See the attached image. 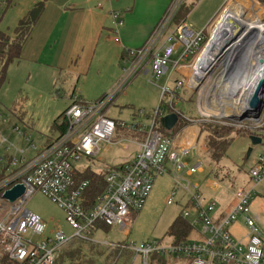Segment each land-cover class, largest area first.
Returning a JSON list of instances; mask_svg holds the SVG:
<instances>
[{"label": "built area", "instance_id": "2783aa9c", "mask_svg": "<svg viewBox=\"0 0 264 264\" xmlns=\"http://www.w3.org/2000/svg\"><path fill=\"white\" fill-rule=\"evenodd\" d=\"M103 1L106 0H99L100 3ZM237 1L240 0H227L223 4L212 22L209 35L205 37L204 31L190 30L184 21L175 23L177 11L184 0H171L144 44L124 52L122 79L109 94L89 104L73 95L63 113L62 121L66 128L60 135L38 150L30 144L29 148L33 152L36 150L30 158L24 156L25 149L17 148L12 143L8 145L5 138L1 139L0 146L7 145L0 155V261L6 258L15 264H53L57 252L72 238L93 243V236L100 230V225L126 230L144 205L153 180L157 176L169 175L175 186L171 196L180 190L188 197L187 205L180 210L181 219L191 227L188 239L183 243L170 242L169 246L158 241L138 244L132 241L115 244L104 242V246L117 249V256L128 251L133 257H140L145 264L154 255L160 264H168L166 260L171 257L173 264H264L262 239L255 227V220L249 215L253 191L228 186L226 194L230 195L231 204L227 211H219L218 202L203 196L198 184L184 181L185 174L202 171L200 164L188 167L183 161L185 155L192 153L195 142L193 125L213 121L229 125L235 131L251 130V127L254 131H262L264 112L255 120L247 118L234 121L223 115L213 116L225 118L220 121L209 119L200 107V116L195 120L174 109L181 93H194L199 85L204 81L206 83L209 75H216L214 67L220 72L216 63L210 67L203 56L213 34L223 28L225 12ZM242 1L249 3L250 8L244 10L245 15L239 24L244 40L233 54L235 66L244 61L245 51L255 46L256 29L245 28L246 22L253 19L255 25L264 27V3L261 0ZM12 2L0 0V7ZM109 15L116 27L121 25L117 13L110 12ZM221 59L222 56L217 61ZM135 76L148 77L149 81L165 77L163 85L158 86L161 95L158 108L146 122L138 119L141 113L131 122L113 120L106 114L109 106L119 90ZM216 78L218 81L219 76L216 75ZM215 87H211L212 97L221 93ZM204 96H208L207 93ZM164 99L168 104L162 110L160 104ZM169 113L176 114L177 121L180 118L190 124L182 128L184 132L181 135V129L175 134L180 137L169 136L179 121L169 131L158 129L157 120ZM247 124L252 126L248 127ZM15 130L18 136L24 137L18 128ZM120 130L133 133L134 139L116 140ZM122 139L137 145L136 155L119 165L96 171L104 173L105 187L90 204V184L87 180H81L79 174L93 170L90 161L105 155L113 145H120ZM25 141L30 143L28 138ZM11 150L13 154L8 153ZM247 174L253 183L264 177V156L257 158ZM16 185L23 186L24 191L15 201L9 202L4 193ZM212 188L225 190L222 182L214 178ZM37 192L63 211L67 225L73 230L72 237L59 229L45 235L40 217L26 209L27 200ZM167 203L171 204L172 199L168 198ZM189 218L192 220L189 221ZM240 218L247 229L244 240L236 239L230 232Z\"/></svg>", "mask_w": 264, "mask_h": 264}, {"label": "rangeland", "instance_id": "374dc122", "mask_svg": "<svg viewBox=\"0 0 264 264\" xmlns=\"http://www.w3.org/2000/svg\"><path fill=\"white\" fill-rule=\"evenodd\" d=\"M57 0H52L55 4ZM113 2L115 0H112ZM227 0H185L183 4L189 7V11L186 14L185 24L190 30L204 31L205 37L209 35L212 22L217 17L223 4ZM46 2V0H45ZM98 0L96 4L98 5ZM115 3V2H114ZM117 3V2H116ZM115 3V4H116ZM193 3V4H191ZM45 5V3H44ZM46 6V5H45ZM117 6V5H116ZM17 8L7 9L0 17V30L11 34L14 27L13 19L14 15L10 17L11 11ZM116 11V9H110ZM2 13V6L0 8V15ZM108 45H106L107 47ZM21 56L18 61H13L8 65L5 74V80L0 85V141L5 138L8 142L14 144L15 147L25 149L26 158H30L33 150L29 148L30 144H33L37 150L45 147L53 138L57 132L52 129L51 122L60 113L65 111L69 104V96L74 94L78 96L84 103L89 104L96 100L101 99L104 95L109 94L122 79V68L125 65L117 56H114L110 50H104L98 47L95 55H88L83 60H77V67L70 72L65 71L60 76H55L45 66L38 65L31 56L21 49ZM258 52V50H257ZM107 53V54H106ZM261 57H264V52L258 53ZM213 71L217 76L218 68H213ZM58 73L55 72V74ZM68 74V75H67ZM216 75H209L206 83L199 85L194 93L185 91L181 93V96L174 104V109L181 111L187 117L192 120L198 119V107L209 117V119H215L224 121L225 118L213 117L216 112L212 109L215 105L233 104L232 101L237 96L235 93L233 97L227 95V93L217 94L212 97V88L217 82ZM165 77L160 79H153L149 81L148 77L135 76L132 81L126 83L121 90H119L117 96L114 98L111 106L107 111V116L113 120H123L125 122H131L133 118L139 113V120L146 122L147 118H150L154 110H156L160 101V92L158 86L163 85ZM204 93L201 96V93ZM210 92V93H209ZM207 93L208 96H204ZM225 97V100L223 98ZM19 103L20 107L18 114L11 111L14 103ZM168 104L164 99L160 104L162 110L166 109ZM233 106L226 105V113L223 117L227 119H236L237 115L234 113ZM230 116V117H229ZM233 116V117H232ZM202 124H216L213 121L198 123L192 126L193 135L195 136V142L193 145L195 154L189 153L183 157V161L186 162L188 167H193L196 163H199L202 167V171H197L192 174H185L184 181L190 182L194 185L200 186V192L208 194L210 198H216V200H224L226 198V189L231 187H242L245 185L242 181L243 176H247L248 170L254 166V162L257 161L259 156H264V139H261V143L256 146L251 145L249 137L246 135L236 136L237 134L232 132L231 137L236 136L231 140L230 145L227 148L226 156L221 160L219 165L221 167L213 166L212 163L206 158L205 146V133H201L198 136L199 127ZM190 124L181 122L180 126L174 131L169 133V136L180 137L184 132L183 127H188ZM221 125V124H218ZM248 125V124H247ZM251 125V124H250ZM248 125V127H251ZM15 128H18L24 137L18 136ZM181 129V130H180ZM180 135H176L180 131ZM249 130V129H244ZM253 130V127H251ZM123 131V130H120ZM119 131V132H120ZM254 131V130H253ZM118 132V133H119ZM197 135V136H196ZM28 138L30 143L25 141ZM116 140H121L117 138ZM176 142V141H175ZM174 142V143H175ZM1 144V142H0ZM6 144L0 146V155L3 154V150ZM137 146L128 143L126 140L120 142V145H113L107 152V156L102 155L95 160H91L90 168L95 171H101L102 168L108 166L112 167L132 159L135 154ZM250 150V151H249ZM8 153L13 154V150ZM249 153V154H248ZM212 167L215 168V173L220 177L232 176L235 178L228 179L229 182H223L225 190H220L216 194H210L208 191L210 183L213 178L209 176ZM237 177V179H236ZM231 182V183H230ZM261 182V183H260ZM244 183V184H243ZM257 185L255 189L256 196L254 200L262 205L264 209V177L254 184ZM253 184V183H252ZM251 184V185H252ZM242 185V186H241ZM175 190L174 183L171 181L169 175L157 176L153 180L152 188L142 208L138 211V214L134 217L131 225L122 230L119 227H111L107 232L97 231L91 245L98 246L99 248H108L103 246L106 243H122L123 241H132L133 243L140 242H161L164 246H169L170 237L168 235L169 226L179 216L180 210L183 207L187 195L183 191H175V194L171 196V193ZM168 198L172 199V203L168 204ZM253 200V201H254ZM251 204V203H250ZM26 209L39 216L44 224L45 235L54 233L57 229L64 232L68 237L73 236V230L67 225L65 221V215L52 201L47 197H44L41 193L37 192L31 195L27 200ZM252 209V204H251ZM250 210V217L253 218L255 210L252 209V215ZM262 222L264 224V213ZM192 219L189 218V221ZM257 232L262 237V253L264 254V225L255 223ZM239 227L233 228V232L237 237H242L246 233L245 227L241 224V220L238 219L237 224ZM130 231L129 234H126ZM29 237V234H27ZM80 239L72 238L71 242H78ZM98 243H101L98 244ZM86 249L88 247L86 246ZM127 253V257L125 254ZM113 257L109 260L108 264H145L139 257H131L130 252L124 251L121 255ZM94 264H104L101 259L95 258ZM167 263L173 264V258L166 260ZM147 264H160L157 258L150 257Z\"/></svg>", "mask_w": 264, "mask_h": 264}, {"label": "crops", "instance_id": "0c3cea01", "mask_svg": "<svg viewBox=\"0 0 264 264\" xmlns=\"http://www.w3.org/2000/svg\"><path fill=\"white\" fill-rule=\"evenodd\" d=\"M36 1L38 0H13L10 8L17 9L11 11L10 17L13 15L15 16L13 19L14 23L19 18H21ZM96 2L97 0H57L55 4H53L52 0H46V6L43 13L41 14V17L39 18V21L33 27L30 38L26 40L22 47V50L26 52V56L29 55L31 56L30 58L33 57V60L38 65H43L46 68H50L54 74V77H61L63 72H70V70L73 69L75 70L77 67V60H81V58L83 60L88 55H95L98 47L102 48V52L104 50L109 52L110 50L114 56H117V58L123 61L122 57L126 50L138 48L144 44V42L147 40V37L151 34L153 28L162 18V14L171 3V0H115L114 2H117L116 4L112 0H106L101 3L98 0V5ZM182 5H184V7H188L185 4ZM113 8L116 9V11L110 10ZM110 12L117 13L118 20L122 22L121 25L117 27L115 26V21L109 15ZM183 21L185 22V19ZM106 45L108 46L106 47ZM77 68L80 69V66ZM57 71L58 73L55 74ZM73 95L74 94H71L69 96V103ZM118 134L119 135H117V138L134 139L133 133L124 135L120 131ZM57 136L58 133L53 138H56ZM53 138H51V140ZM132 145L137 146L136 144ZM107 152L105 153V157L107 156ZM195 152L196 151L193 148V155ZM135 155L136 152L132 158H134ZM218 167H221V165ZM214 170L215 168L212 167L210 172L215 173ZM246 175V177L243 176L241 179L244 181L245 185L241 186L253 191L254 196L251 201L252 209L255 210L253 215L251 204L250 209L255 223L259 227V223L264 225L262 222L264 209L262 208V205L259 203V201L256 202L254 200V197L256 196L255 189L259 183L255 185L248 178V174ZM210 177L219 181H221L220 178H222L219 175H217V177ZM229 177L230 176L224 175L225 181L221 182H229L230 180L228 179L235 178L233 176L231 178ZM211 186L212 182L210 183V191L208 192L213 195L220 190H224L211 189ZM207 195L208 194L206 193L203 194V196H205L207 199L214 198H210ZM214 199L216 200V198ZM216 201L219 204L218 210L225 212L231 204V197L230 195L226 194V198L224 200ZM187 203L188 197L183 206H186ZM239 220H241V224L246 229L242 219L240 218ZM237 222L233 224L230 232L236 239L244 240V238L247 236V229L246 233L242 237H237V235H235L233 232V228L239 227L236 225ZM99 229L100 230L98 231H104L102 228ZM260 237L262 236L260 235ZM94 243L96 244V242ZM98 244L101 245V243ZM94 247L96 248H94L95 250H93L92 254L95 252L96 253L91 256L90 259L92 260L98 258L102 261H105V258L109 252L114 250L111 247L99 248L95 245Z\"/></svg>", "mask_w": 264, "mask_h": 264}, {"label": "trees", "instance_id": "16d2710c", "mask_svg": "<svg viewBox=\"0 0 264 264\" xmlns=\"http://www.w3.org/2000/svg\"><path fill=\"white\" fill-rule=\"evenodd\" d=\"M264 3V0H261ZM45 0H38L33 6L26 11V13L17 20L16 24L12 28L11 34L5 33L0 30V85L5 80L6 70L8 65L11 64L13 61H18L21 56V49L25 44L26 40L30 38L31 31L36 23L39 21L41 14L45 8ZM11 4L3 5L2 6V13L0 17L4 14V12L9 9ZM1 8V7H0ZM189 11V7H184L181 5L179 10L177 11L175 23L181 22L186 18V14ZM19 103H14L11 111L15 114L20 113L19 110ZM64 113V112H63ZM63 113L59 114L56 117L51 125L52 129L55 130L58 135H60L66 128L64 122L62 121ZM179 123L177 124L176 128H178L181 124V119L179 118ZM159 127L158 129L162 132L165 130L162 127V124L159 120H157ZM235 130L233 127L229 125H217L216 124H202L199 127L198 136L200 137L201 133H205L206 143H205V150H206V158L212 163L214 166L218 167V163L226 156L227 148L231 143V140L236 136L241 135H254L258 136L261 139H264V127H262V131H253V130H244L241 129L240 131H235L237 134L236 136L229 135ZM120 133V132H119ZM124 135H129L131 132L128 131H121ZM197 136V135H196ZM212 174V175H211ZM103 172H96L93 170H87L79 174V178L81 180H87L90 184L89 190V203L91 204L94 200V197L100 194L105 187L103 181ZM209 176L217 177L216 173H209ZM226 178V177H225ZM224 176L220 178L221 181H225ZM227 179V178H226ZM168 235L170 237V242L172 243H183L188 239L191 234V227L187 224V222L181 219L180 214L179 216L171 223L169 226ZM100 228L104 229V231H108L110 227H106L104 225H100ZM86 246L88 249H86ZM94 245L92 246L91 243L83 242L79 240L78 242H67L63 245V247L57 252V255L54 259L53 264H94V260L90 259L95 253L92 254L93 250H95ZM92 255H90V254ZM118 250L114 249L109 252L106 256L104 264H108L109 260L113 257H117ZM131 257L132 254L130 253ZM127 257V253L125 254ZM155 255L152 256L154 259ZM0 264H15V262H11L6 258L0 261Z\"/></svg>", "mask_w": 264, "mask_h": 264}, {"label": "bare ground", "instance_id": "6f19581e", "mask_svg": "<svg viewBox=\"0 0 264 264\" xmlns=\"http://www.w3.org/2000/svg\"><path fill=\"white\" fill-rule=\"evenodd\" d=\"M248 8H250V4L240 0L227 9L223 17V28L213 34L205 51V57L203 56L207 60V65L209 63V66H212L216 63L220 67L219 80L215 84V89L221 93H227L231 97L235 93L237 94L232 101L233 104L231 102L224 105L218 104L212 108L219 116L226 113V105L233 106L234 103L236 104L234 113L239 114L247 110L246 101L248 97L254 91L258 79L264 78V58L258 55L259 51L264 52V27L255 25L253 19L247 21L244 27L256 29L255 46L245 51L246 56L243 57L244 61L239 66H235L232 59L238 45L242 44L244 40L239 24L242 22L241 17L245 15L244 10ZM221 56L223 59L217 61Z\"/></svg>", "mask_w": 264, "mask_h": 264}, {"label": "water", "instance_id": "95a60500", "mask_svg": "<svg viewBox=\"0 0 264 264\" xmlns=\"http://www.w3.org/2000/svg\"><path fill=\"white\" fill-rule=\"evenodd\" d=\"M246 104L247 110L235 115L238 121L247 118L255 120L262 115V113L264 112V78L258 80L254 87V91L248 97ZM159 121L161 122L163 129L167 131L171 130L178 122L177 116L174 113L166 114L164 117L160 118ZM249 140L251 145L253 146H256V144L261 143V138L258 136L250 135ZM23 191V186L16 185L14 188L6 191L4 193V197L8 199L9 202H13L18 196L23 193Z\"/></svg>", "mask_w": 264, "mask_h": 264}]
</instances>
